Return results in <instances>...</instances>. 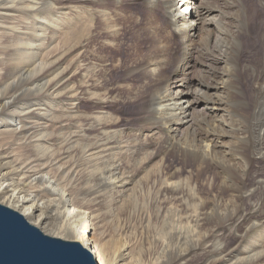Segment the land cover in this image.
Wrapping results in <instances>:
<instances>
[{"label":"bare ground","instance_id":"1","mask_svg":"<svg viewBox=\"0 0 264 264\" xmlns=\"http://www.w3.org/2000/svg\"><path fill=\"white\" fill-rule=\"evenodd\" d=\"M221 1L0 0V206L97 264H264V179L247 181L264 162V0ZM127 2L146 40L108 90L99 51L141 19Z\"/></svg>","mask_w":264,"mask_h":264},{"label":"rangeland","instance_id":"2","mask_svg":"<svg viewBox=\"0 0 264 264\" xmlns=\"http://www.w3.org/2000/svg\"><path fill=\"white\" fill-rule=\"evenodd\" d=\"M211 1L214 2V0H206L205 5H207V6L210 5ZM217 2H219L220 6H222L221 0H217ZM125 5H126L127 9H129L131 12H134L135 14L139 15L141 17V19L139 21H137L136 16H134V15L130 16L131 17V19L129 20L130 23L127 24V26L124 30L125 33L122 35V39H121L122 43L119 46V48L117 49L118 51L112 50L109 52V49L107 50L106 47L105 48L102 47L101 50L99 51L100 55L106 60V62L100 66L99 70H100V76L103 78L104 82L108 86V88H107L108 90H111V89L118 90L119 84L121 83V79L123 76L121 69H113V67H112L113 59L114 58L115 59H121L124 63H128L134 56V50L132 48L134 43L135 42L140 43L141 39H142L141 40L142 43L146 40L145 36L141 35V33L138 32V31H140L141 28H143L145 26L144 13L142 11L143 8L139 5H136L135 3H132V2H127ZM162 23L165 24L164 20H162ZM98 30L99 29L97 28V31ZM99 32H95V31H94V33L92 32L90 38H91V42H94L98 46H101L103 43H102V40L100 38L101 35L99 34ZM140 37H141V39H139ZM175 39L176 38H172V42H171L172 48H174V49L177 47ZM201 39H202L201 35L197 36L195 39L196 44H199L200 43L199 41H201ZM104 53L106 54V56L104 55ZM76 55H78V52H76L74 54V56H76ZM90 58H93V56L91 55ZM198 69L197 68L193 69V71H192L193 76L195 75V77H198L197 76L198 75ZM194 70H196V71H194ZM110 101H111V99H110ZM114 104H116L115 105V106H117L116 109L119 110V113L122 115L124 123L129 122L130 124H135V122H137V120L140 117V115L138 113L139 106H137L134 102H128V100L126 101L125 99H123L122 101H119V100H117V102L115 101ZM69 110L75 111L74 114H76L78 109L76 107H70ZM63 121L65 124H69V125H73L75 123V120H71V119L70 120L64 119ZM11 143H12L11 139L8 138V139L3 140L0 145L1 146L6 145V147H9V146H11ZM10 151H11V149L9 150V152ZM12 153L19 155L21 159H23V158H26V160L28 158L36 159L35 153H29V154H27V156H25V152H23L17 145H14V147L12 149ZM42 155H45V154H42ZM66 161L73 162V159L68 158ZM234 163H237V161H234ZM263 163L264 162H262V161H258V162H255L251 166L250 174L247 176V181L249 183H251L252 180L254 179V177H256L257 175L261 176V179H264V164ZM199 180L202 182H206L205 181L206 177L202 176ZM146 184H147V175H139L137 182L135 184V187L137 189V192L134 196V202H135L136 207H143L145 204H147L148 197H147V192H146ZM204 190H206V192H209L208 185L204 187ZM84 203L87 206H91L93 204V198L88 197ZM247 203L248 202H246V205H247ZM93 207L98 208V207H100V205L95 204ZM157 226H159V225H157ZM231 238H232V236H231ZM144 246H146V243ZM140 247H141V244L136 245V253H138L137 255L140 254L139 250H138ZM96 263H97V260H96Z\"/></svg>","mask_w":264,"mask_h":264},{"label":"water","instance_id":"3","mask_svg":"<svg viewBox=\"0 0 264 264\" xmlns=\"http://www.w3.org/2000/svg\"><path fill=\"white\" fill-rule=\"evenodd\" d=\"M0 264H97L78 243L43 235L19 214L0 206Z\"/></svg>","mask_w":264,"mask_h":264}]
</instances>
